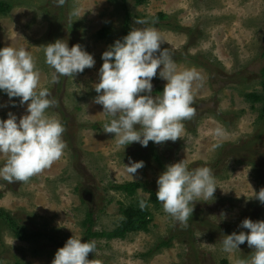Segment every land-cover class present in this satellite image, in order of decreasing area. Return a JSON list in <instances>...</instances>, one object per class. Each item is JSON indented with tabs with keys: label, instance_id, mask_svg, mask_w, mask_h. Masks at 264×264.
<instances>
[{
	"label": "rangeland",
	"instance_id": "rangeland-1",
	"mask_svg": "<svg viewBox=\"0 0 264 264\" xmlns=\"http://www.w3.org/2000/svg\"><path fill=\"white\" fill-rule=\"evenodd\" d=\"M12 4L0 15V47L24 46L40 71V87H46L56 104L47 110L64 125L66 144L62 157L26 182L0 179V208L10 212L30 231L43 235L33 240L17 238L0 221V264H51L60 243L72 235L84 241L87 212L93 214L95 230L113 229L122 215L120 207L135 197L147 200L149 191L138 189L135 197L111 188L128 181L146 182L157 190L156 179L170 163L184 159L189 169L208 166L215 177L214 198L194 203L193 233L187 242L175 240L170 247L157 244L180 228L179 222L148 204L152 220L148 231L129 233L125 238H93L95 252L87 256L94 264H220L222 259L248 258L247 241L232 253L222 250L224 235L247 232L241 221L264 220V204L253 195L264 188V116L262 101H251L246 93H263L264 0H2ZM164 12L186 30L151 24ZM136 21H145L137 24ZM153 27L179 68H195L204 76L203 87L194 93L195 114L183 121L181 138L162 144L138 142L120 146L114 134L91 123L105 122L102 106L95 104L94 84L103 61L101 54L132 27ZM108 28L106 37L98 32ZM189 30V31H188ZM64 39L69 47L79 43L93 55L95 65L75 77L51 80L44 62L43 45ZM185 53L193 57L181 56ZM159 69H157V73ZM165 80L153 78L152 95L163 90ZM161 88L160 91H156ZM0 92V119L9 111L17 118L26 104ZM223 129L216 137L214 129ZM219 146L212 148L213 144ZM159 155L161 163L153 158ZM144 161L134 179L124 164ZM0 156V166L4 163ZM161 165V167H160ZM163 166V167H162ZM194 221V222H193ZM176 231V230H175ZM151 251V252H150Z\"/></svg>",
	"mask_w": 264,
	"mask_h": 264
},
{
	"label": "clouds",
	"instance_id": "clouds-1",
	"mask_svg": "<svg viewBox=\"0 0 264 264\" xmlns=\"http://www.w3.org/2000/svg\"><path fill=\"white\" fill-rule=\"evenodd\" d=\"M56 2L63 4L64 0ZM163 43L155 28L132 27L101 54L103 63L94 84L97 95L93 102L102 106L100 113L107 117L102 130L114 134L116 143L124 148L133 142L142 147H147L150 141L174 142L181 138L183 121L195 114L194 93L203 87L205 78L195 68H179L169 50L161 48ZM43 53L44 62L54 70L53 83L61 76L74 78L95 65L93 55L79 43L69 47L64 39L43 45ZM157 75L166 83L153 96L152 80ZM39 85L40 71L30 51L24 46L0 47V92L6 93L13 107L16 106L13 98H19L22 106L26 104L25 114L19 119L11 111L6 119H0V156L5 158L0 166V179L8 183L28 181L59 160L66 147L62 138L64 125L47 112L56 101L48 88ZM214 135L223 137V129L217 127ZM218 146L214 143L212 148ZM124 167L134 179L144 161L129 157ZM156 184V200L163 211L183 226H187L192 216L194 203L214 198L217 188L210 167L189 169L184 159L167 164ZM253 196L264 204V188ZM139 207L143 210L146 202L141 200ZM239 227L248 231L224 235L222 250L232 253L247 241L252 251L250 257L232 259L231 264H264V220L245 218ZM95 249L94 241L82 242L81 237L72 235L56 250L51 264H94L87 256Z\"/></svg>",
	"mask_w": 264,
	"mask_h": 264
},
{
	"label": "trees",
	"instance_id": "trees-1",
	"mask_svg": "<svg viewBox=\"0 0 264 264\" xmlns=\"http://www.w3.org/2000/svg\"><path fill=\"white\" fill-rule=\"evenodd\" d=\"M116 1V0H110ZM147 0H135L136 4L144 3ZM12 8V4L6 1L0 0V15L7 14ZM152 23L155 25L165 26L171 28L175 31H183L186 30L184 27L179 25L178 23H174L171 19L164 12H158L152 17ZM130 29H128L129 31ZM189 31V30H188ZM110 30L108 28H104L98 32L99 37H106L110 34ZM183 57L190 58L191 60L193 57L185 53L180 54ZM262 57L264 58V51L262 53ZM261 84L263 86V93L259 94L258 92H250L246 93L245 96L248 97L251 101H262V114L264 116V65L261 68ZM161 88H157L156 91H160ZM104 122L100 123H91L90 127L93 129H100L103 127ZM153 158L160 164L161 160L159 155L153 152ZM161 167V165H160ZM163 167V166H162ZM146 182L141 181H128L121 184H113L111 188L115 189L116 191H120L124 193L126 196L135 197L138 189H143L145 191H149L150 197L147 200H143L140 197H135L132 201L128 202V204H123L120 207L121 212V219L118 221L117 225L111 230H95L94 229V219L93 214L91 212H87V217L85 218L83 225L86 226V231L84 235V241H92L93 238H106V239H113V238H125L129 233L137 232V231H148L149 224L152 220V213L149 210L148 204L152 203L155 207L160 206V202L156 200L154 190L149 188ZM143 200L146 202V207L142 210L139 207V202ZM3 220L6 222L8 227L14 233L17 238L25 239V240H33L37 239L38 237L42 236L43 234L38 231H30L25 224L20 223L15 216H12L10 212L6 211L3 208H0V221ZM194 222V221H193ZM191 221L187 222V226H181L180 228L175 229L172 234L165 239H162L158 244L157 248L163 247H170L175 240L180 241H188L186 238L187 234H192L193 230L191 229ZM83 241V242H84ZM65 243H60L61 246H64ZM151 252V251H150ZM19 264V263H17ZM220 264H231L227 259H222Z\"/></svg>",
	"mask_w": 264,
	"mask_h": 264
}]
</instances>
